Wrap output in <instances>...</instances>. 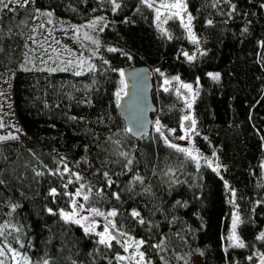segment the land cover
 <instances>
[{"label":"trees","instance_id":"trees-1","mask_svg":"<svg viewBox=\"0 0 264 264\" xmlns=\"http://www.w3.org/2000/svg\"><path fill=\"white\" fill-rule=\"evenodd\" d=\"M184 3L191 33L180 17L168 18L170 13L158 21L142 0L13 1L11 10L0 7V77L12 71L20 123L15 139L0 141V247L20 252V264H126L117 260L124 253L121 244L106 247L94 232L61 218L60 211L72 206L65 193H75L81 184L85 193L91 187L90 199L77 201L105 213L116 210L117 229L146 241L150 264H189L193 255L203 264H261L264 0ZM45 10L77 25L104 18L93 36L99 48L87 66L77 68L75 62L61 71L65 66L41 57L57 54H43L31 40ZM141 64L153 68L155 122L165 134L179 139L190 125L183 117L195 120L190 139L199 155L189 151L195 159L169 147L155 129L140 138L128 131L116 93L124 80L120 73ZM209 73H219V80ZM64 164L82 179L65 173ZM52 188L56 196L50 195ZM235 211V236L244 247L229 238ZM0 260L15 264L7 250Z\"/></svg>","mask_w":264,"mask_h":264},{"label":"snow or ice","instance_id":"snow-or-ice-1","mask_svg":"<svg viewBox=\"0 0 264 264\" xmlns=\"http://www.w3.org/2000/svg\"><path fill=\"white\" fill-rule=\"evenodd\" d=\"M13 2V0H8V3H5V0H0V5H3L4 9H9V5ZM18 2V0H17ZM30 2H34V0H24V4L26 5L27 3ZM142 2L150 9H154L155 13H156V19L159 21L161 20L162 16H166L170 13V16H168V18H172V17H180L181 22H184V16L182 15V13L186 12V6L184 4V0H173V2H168V0H160L158 6H157V0H142ZM116 7H119V5H116ZM161 9H163L164 11L162 12ZM43 15H47V16H51L52 13H43ZM103 17H99L96 20L91 21L88 25H86L85 27L88 28H92L93 30L96 29L97 25L103 20ZM191 21H192V17L191 15L187 16V23L184 24V27L186 29H188L189 33H191ZM164 22L166 23L167 20H164ZM49 23H51V20H49ZM209 24L211 23V21L208 22ZM106 26V25H105ZM39 27H44V25H40ZM73 30L74 33L77 35V38H79V32H80V28L73 26ZM100 31H103V28L101 27L99 29ZM35 31V29H34ZM50 34V33H49ZM84 39L90 40L93 44L97 45V49L99 48V41L97 39H94L91 35H89L88 32H84L83 34ZM33 39V42L35 41V38H31ZM193 39H195V37L193 36ZM57 44H59V41H56ZM41 47H43V45H41ZM51 47V46H50ZM47 51V50H45ZM53 52H56V49H52ZM108 51H117V49L115 48H109ZM93 55H95V53H93ZM185 55H187L185 53ZM193 57L189 56L188 59L191 60ZM49 59H52L51 56H49ZM57 60H60L59 54L56 57ZM45 63H47V61H43ZM61 64H64L65 67L60 68L61 71L67 70L68 67L73 66L74 61L71 59H68L66 61L64 60H60ZM85 61L83 59H80L78 61V63H76V67L80 68L84 65ZM104 63H107V61H104ZM95 68L94 65L89 64L88 65V70L89 71H93ZM29 70V69H26ZM57 69L53 68L51 69V71H56ZM75 75H81L80 71H76ZM121 77L124 76V73L121 72L120 73ZM209 76H211L213 79L215 80H219L220 75L219 73H209ZM174 79H179L178 77H174ZM165 84L168 83V81H164ZM121 91L116 93L117 99L119 100L121 97V92H123L124 88L127 87V84L125 83V81L123 79H121ZM183 88L191 90L192 89V85L190 84H183L182 85ZM164 91H168L167 88L164 89ZM125 95L127 93H124ZM0 95H2V93H0ZM188 107H191V104H188ZM74 118V117H73ZM191 120L192 125H195V120H193L190 116L185 115L183 117V121H189ZM156 125V132L163 138L165 144H167L169 147L172 148H177V150L179 151H183V152H187V154L189 156H191L193 159H195L196 157L192 156V153L189 152L187 149L184 148H178V146L175 143H172L169 139V136H167L165 134V131L163 130V126L161 125L159 120H156L155 122ZM3 125L0 124V127H2ZM181 127L183 128L184 125L183 123L181 124ZM128 131H131V129H128ZM169 132H174V129H169ZM12 139H15L16 137H11ZM3 139H8V137H0V140ZM179 139H185V136H180ZM121 155H127L126 153H121ZM64 158H61V163H63ZM132 161L128 160V164H131ZM64 172L65 173H70L72 176H75L76 181H79L82 179V177L79 175V173H74L71 171V169L68 168L67 164H64ZM57 173H59V169H57ZM57 173H53V174H57ZM41 173H37V175H40ZM104 176L107 178L108 174L104 173ZM139 179V178H138ZM68 183H73L72 180H69ZM112 181L109 180L108 182V186L111 187L112 185ZM65 187H67V185H65ZM85 188V185L81 184L79 186V188L75 191V193H65L66 195H68L71 198V203H72V211L70 212H66L61 210L60 211V216L62 219H64L66 222H72L78 225H81V227L84 228V231L86 233H91L94 231V222L89 223V217L88 216H84L81 215V213L85 210V205L83 203H78L77 201V197H82L83 201H89L90 199V193H91V187L88 188V192L85 193L83 190ZM101 192L103 191V189L100 190ZM57 190L55 188H52L50 190V195L52 196H56ZM99 194V193H98ZM116 199H119V195L118 194H114ZM233 196H235V192H233ZM49 212H52V209L48 210ZM88 211H90L93 215L95 216H101V217H105V219L107 220V223L104 226V230L102 232H96V235L99 237V243L102 245H105L106 247H111L112 246V242L116 241V243L121 244V246L123 247L124 252H128L130 248L134 247V252L132 254V256L130 257H126L123 255H118L117 256V260L119 261H124L126 259L128 260H134L135 264H141L142 261H144L145 258V253L140 251V248L146 243V241H144L143 239L140 240H135L133 238H129L127 240H123L121 241L120 237H124L127 234L123 231H119L117 229L116 224L108 219L109 217H116L117 216V211L116 210H111L108 211L107 213H104L102 211H100L98 208H90L88 209ZM131 215L135 218V217H139V213L136 211H133L131 213ZM239 222V216L238 215H234L233 218V224H232V235L229 237L230 239H235L237 240V244L236 246L238 247H244V243L242 241L239 240L238 237L235 236V230L237 227V224ZM140 223H144V221L141 219ZM4 236V230L2 227H0V237ZM258 239H264V233H261L260 236L258 237ZM19 242V241H17ZM21 247H23V245H21ZM156 247H159V245H157ZM5 250H7L8 253H11V257L13 259V261H15V264H20V261L17 260L18 256H21L22 254L20 252H18L16 249L12 248L10 245L5 244L3 247H0V256H4L5 255ZM136 257H139V259H136ZM23 259L25 261H27V257H23ZM0 264H4L3 260H0ZM43 264H48V261L45 260L43 262ZM261 264H264V259L261 260Z\"/></svg>","mask_w":264,"mask_h":264},{"label":"rangeland","instance_id":"rangeland-1","mask_svg":"<svg viewBox=\"0 0 264 264\" xmlns=\"http://www.w3.org/2000/svg\"><path fill=\"white\" fill-rule=\"evenodd\" d=\"M17 2V0H13ZM20 4L24 2V0H18ZM5 3H8V0H5ZM185 4V3H184ZM3 5H0L2 7ZM163 12L164 10L161 9ZM52 13L49 10H45L39 13L40 15L36 19L33 30H32V37L35 38V41L39 43L40 49L43 51V54H46L48 50L56 49L57 54L52 56V54H48L41 57H52L51 62L54 67H60L65 66L64 64L60 63V60H68L71 59L75 62H78L80 59H83L85 61L84 65L88 64L91 56L93 55V50L95 49L96 45L93 44L90 40L84 39V32H88L89 35L92 37L98 35V31L93 30L92 28L85 27L87 24L77 25L71 23L69 20L63 19L58 17L56 14H53L49 17L47 15H43V13ZM184 16V23H187V16L189 15V12L186 8V12L182 13ZM49 20H51V23H49ZM44 25L45 30L39 27L40 25ZM73 26H76L80 28L79 32V38H77V35L74 33ZM35 29V31H34ZM37 29L42 30V34L37 31ZM50 33V34H49ZM93 37V38H94ZM33 40V39H31ZM56 41H59V44L56 43ZM43 45V47H41ZM51 46V47H50ZM47 50V51H45ZM59 54L60 60H57L56 57ZM48 59V58H47ZM87 66V65H86ZM12 72V71H11ZM11 72H7L8 76L0 77V124L3 126L0 127V137H8V139H12L11 137H17V132L20 128L19 120L15 114L14 105H13V98H12V79H11ZM125 93V88H124ZM186 123H190L189 126H186L182 130L181 136H185V139H173V137L169 136L170 141L173 143H176L178 145H181L185 147L188 151H191L194 154L197 153V149L193 146V143L191 142L190 136L193 134V129L191 128L192 123L191 120L186 121ZM156 128L155 122H154V129ZM6 140V139H3ZM1 141V140H0ZM199 155V154H198ZM213 166H217V162L215 158L210 159ZM79 203V202H78ZM72 211V206L69 211ZM105 213V212H104ZM81 215L88 216L89 217V223L94 222V233L96 232H102L104 230V226L107 223V220L105 217L101 216H95L90 211H88V208L85 207V210L81 213ZM234 215H238L237 212H234ZM233 215V218H234ZM108 219L113 221V217H109ZM114 222V221H113ZM233 224V221H232ZM235 230V235H236ZM121 238V237H120ZM129 238H133L135 240H139L133 236L126 235L122 237L123 240H127ZM140 251H143V246L140 248ZM134 252V247L130 248L129 251L126 253H123V256L130 257L132 256ZM136 259H139V257H136ZM264 259V255H261V260ZM126 264H135L134 260H124ZM141 264H150L149 260H147L146 255L144 258V261L141 262ZM189 264H203L201 257L199 255H193L190 258Z\"/></svg>","mask_w":264,"mask_h":264},{"label":"water","instance_id":"water-1","mask_svg":"<svg viewBox=\"0 0 264 264\" xmlns=\"http://www.w3.org/2000/svg\"><path fill=\"white\" fill-rule=\"evenodd\" d=\"M124 80L127 84L125 93L119 101L118 110L135 138L149 135L154 129L158 106L154 101L153 68L141 64L124 69Z\"/></svg>","mask_w":264,"mask_h":264}]
</instances>
